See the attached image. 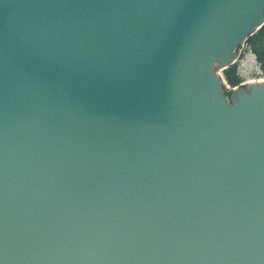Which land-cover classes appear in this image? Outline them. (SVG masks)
<instances>
[{"label": "water", "instance_id": "95a60500", "mask_svg": "<svg viewBox=\"0 0 264 264\" xmlns=\"http://www.w3.org/2000/svg\"><path fill=\"white\" fill-rule=\"evenodd\" d=\"M264 0H0V264H264V82L221 71Z\"/></svg>", "mask_w": 264, "mask_h": 264}, {"label": "rangeland", "instance_id": "374dc122", "mask_svg": "<svg viewBox=\"0 0 264 264\" xmlns=\"http://www.w3.org/2000/svg\"><path fill=\"white\" fill-rule=\"evenodd\" d=\"M234 65H237L239 74L243 79V83L237 86L238 88L247 87L252 83L264 82V71L261 69L256 56L247 49L246 43H242L236 50ZM220 74L223 78L225 94L229 98L235 88L227 84L223 71H221Z\"/></svg>", "mask_w": 264, "mask_h": 264}, {"label": "trees", "instance_id": "16d2710c", "mask_svg": "<svg viewBox=\"0 0 264 264\" xmlns=\"http://www.w3.org/2000/svg\"><path fill=\"white\" fill-rule=\"evenodd\" d=\"M245 43L247 49L256 56L261 69L264 71V26L252 36H249ZM224 76L231 87H236L243 83L237 65L224 70Z\"/></svg>", "mask_w": 264, "mask_h": 264}]
</instances>
